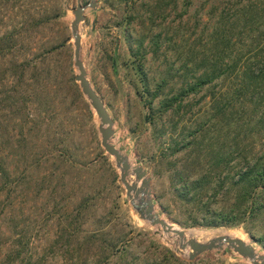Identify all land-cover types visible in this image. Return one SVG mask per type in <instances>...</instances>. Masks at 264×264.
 I'll use <instances>...</instances> for the list:
<instances>
[{
	"label": "rangeland",
	"instance_id": "374dc122",
	"mask_svg": "<svg viewBox=\"0 0 264 264\" xmlns=\"http://www.w3.org/2000/svg\"><path fill=\"white\" fill-rule=\"evenodd\" d=\"M223 1L97 0L80 24L81 57L160 216L186 239L230 231L264 255V208L240 202L233 184L243 157L264 156L259 118L236 139L227 75L196 86L233 66L214 33ZM76 7L0 0V264H252L227 246L191 261L179 236L133 208L76 81ZM211 170L212 189L194 188Z\"/></svg>",
	"mask_w": 264,
	"mask_h": 264
},
{
	"label": "trees",
	"instance_id": "16d2710c",
	"mask_svg": "<svg viewBox=\"0 0 264 264\" xmlns=\"http://www.w3.org/2000/svg\"><path fill=\"white\" fill-rule=\"evenodd\" d=\"M223 2L227 3L219 15L218 28L214 33L218 39L226 38L233 66L227 73L219 68L211 75L205 73L199 77L196 86L199 87L197 90L201 89L213 79L227 75L231 81L228 100L237 139L239 135H244L243 132L255 130L254 117L259 118L257 121L259 125L256 126L261 129L258 130L264 131V0ZM243 159L245 171L242 169L237 173L239 179L233 184L244 187V191L237 193L236 197L253 211H260L264 205L252 195L264 196V156ZM212 174L211 170V173L203 176L202 182H197L194 188L203 189L206 186L211 188L215 178Z\"/></svg>",
	"mask_w": 264,
	"mask_h": 264
},
{
	"label": "water",
	"instance_id": "95a60500",
	"mask_svg": "<svg viewBox=\"0 0 264 264\" xmlns=\"http://www.w3.org/2000/svg\"><path fill=\"white\" fill-rule=\"evenodd\" d=\"M97 6V0H91L87 5H83V0H77V7L73 11L74 20L72 21L71 29L75 46L74 65L78 71L76 81L79 82L83 94L89 100L90 105L99 117V132L102 137L101 144L105 151L114 157L115 163L121 172V182L126 188L133 208L140 214L141 219L148 222L150 226L161 228L166 234L178 235L181 243L177 249L179 252H184L189 247L191 252L186 254V256L191 261L206 252L222 249L227 246L234 249L252 264H264V255L256 253V250L244 240L229 236H220L207 242H200L197 239H186L183 231L175 230L156 211L150 192V179L147 177V172L141 166L131 163L129 157L113 143L115 135L114 121L104 101L92 86L84 62L82 61L81 35L79 33L80 24L86 19V11L88 9L95 10ZM133 176H136L137 181L133 182L131 180Z\"/></svg>",
	"mask_w": 264,
	"mask_h": 264
},
{
	"label": "bare ground",
	"instance_id": "6f19581e",
	"mask_svg": "<svg viewBox=\"0 0 264 264\" xmlns=\"http://www.w3.org/2000/svg\"><path fill=\"white\" fill-rule=\"evenodd\" d=\"M92 86H93V84H92ZM94 87V86H93ZM95 89V88H94ZM133 165V164H132ZM171 225V224H170ZM175 230H179V231H181L180 230V227H179V229L178 228H176V227H174L173 225H171ZM204 232V231H203ZM185 233V232H184ZM198 234H199V231H197V230H193V231H191L190 233H189V236L190 237H196V236H198ZM204 234V233H203ZM215 236H214V238L213 239H215V238H217V237H220V236H229V237H232V238H236V234L235 233H233V232H230V231H225V230H218V231H215ZM210 235V234H209ZM238 235V234H237ZM176 236H178V235H176ZM211 236V235H210ZM188 237V236H187ZM190 237H188V238H190ZM208 237V236H207ZM176 238V237H175ZM185 238H186V233H185ZM193 238V239H194ZM178 240V239H177ZM176 240V241H177ZM208 240V239H207ZM173 243V242H172ZM177 243H179L178 241H177ZM187 250V249H186Z\"/></svg>",
	"mask_w": 264,
	"mask_h": 264
}]
</instances>
